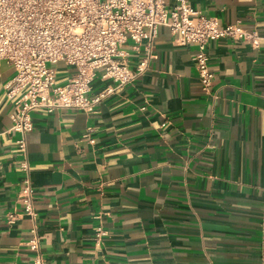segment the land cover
<instances>
[{"label":"crops","instance_id":"obj_1","mask_svg":"<svg viewBox=\"0 0 264 264\" xmlns=\"http://www.w3.org/2000/svg\"><path fill=\"white\" fill-rule=\"evenodd\" d=\"M185 1L259 37L207 45L209 93L196 45L160 27L146 71L92 111L31 112L22 153L14 70L0 65V264H264V0ZM121 49L129 68L145 55L130 40ZM51 66L59 85L75 72ZM113 85L97 73L88 96ZM23 159L34 216L22 213Z\"/></svg>","mask_w":264,"mask_h":264},{"label":"built area","instance_id":"obj_2","mask_svg":"<svg viewBox=\"0 0 264 264\" xmlns=\"http://www.w3.org/2000/svg\"><path fill=\"white\" fill-rule=\"evenodd\" d=\"M160 27L169 29L177 45H196L193 61L206 93L213 80L207 45L222 38L250 40L256 45L259 38L238 22L221 25L215 17L201 15L185 0H176L170 8L165 0H0V65L6 63L13 68L6 96H17L9 131L21 134L17 140L21 152H26L25 135L33 129L31 112L58 108L92 111L115 87L140 77L153 58V42ZM129 40L133 50L143 45L145 52L134 68L123 61L128 53L121 45ZM57 62L75 68L62 85L56 83V71L51 66ZM97 73L114 85L89 97ZM20 169L24 173L22 213L34 216V190L26 159ZM15 216L9 214L11 220ZM105 234L97 227V243ZM31 247L37 248L36 240H32ZM35 264H43L39 256Z\"/></svg>","mask_w":264,"mask_h":264}]
</instances>
